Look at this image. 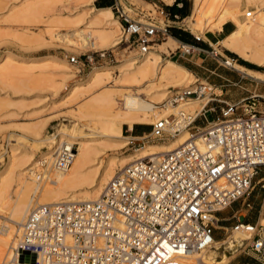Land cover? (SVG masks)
I'll return each instance as SVG.
<instances>
[{"label":"built area","instance_id":"1","mask_svg":"<svg viewBox=\"0 0 264 264\" xmlns=\"http://www.w3.org/2000/svg\"><path fill=\"white\" fill-rule=\"evenodd\" d=\"M111 9L123 28L133 21L119 3ZM168 28L144 33L171 35ZM181 48L182 55L193 52L190 46ZM112 60L110 49L91 46L68 57L76 74ZM216 90L196 80L176 92L169 104L177 112L158 119L137 138L168 141L187 130L189 139L177 149L130 163L93 200L31 209L20 225L13 257L28 255L34 264H212L206 255L216 242V215L256 185L264 206V95L253 91L228 103ZM192 100L205 101L194 114L180 107ZM210 113L215 114L212 120ZM74 150L73 145L56 146L50 166L66 170ZM232 230L251 235L239 247L245 255L264 259V227L242 218Z\"/></svg>","mask_w":264,"mask_h":264},{"label":"bare ground","instance_id":"2","mask_svg":"<svg viewBox=\"0 0 264 264\" xmlns=\"http://www.w3.org/2000/svg\"><path fill=\"white\" fill-rule=\"evenodd\" d=\"M73 1L79 0H0V10L6 9L9 15L18 14L30 18V20L31 18L43 19L42 15H46V20L41 22L48 23L51 17H55L59 21L60 17L58 18V16L60 15L55 14L57 9H65ZM80 1L91 7L90 5L95 0ZM121 1L125 4L127 0ZM121 1L119 3L128 10L126 4L124 5ZM162 1L167 4L172 2V0ZM133 2L147 5L140 0H133ZM193 3L199 5V9L196 10L194 16L187 19L188 23L196 25L198 23L197 14L200 12L203 15H208L210 19L217 15V26L221 27L226 23H232L234 29L219 42L220 47L247 62L264 67V0H193ZM221 4L222 9L218 13ZM242 4L252 6L253 13L241 11ZM89 11L84 29L79 28L81 20H76L74 23L75 32L79 33L74 35L77 41L73 45L80 48H86L89 45L91 49L97 50L117 45L119 38L116 37V34L121 28L122 39L125 29L119 21L115 20L111 9L89 8ZM64 18L71 19L73 17L68 15ZM136 23L148 29L158 27L143 20ZM135 30L136 26H131L126 32V37ZM169 37L171 36H168L167 39ZM171 43L176 42L169 38L165 43L156 44L159 50H153L151 46H143L140 58L123 60L116 67L93 68L83 82L71 86L65 100L82 93L79 92L82 90L88 92L106 87L82 104L80 108L75 109L77 114L76 119H73L71 129L62 126L51 136L39 138L31 152L18 158H9L8 163L0 171V217L12 222L14 226H10L8 223L0 224V264H19L20 259L13 257L11 250L18 237L19 226L27 213L34 207L93 200L101 193L108 181L130 163L143 158H157L177 149L189 139L188 131L184 130L168 144L143 145L128 155L113 156L104 163L101 162L103 152H117L128 144V139L114 130L115 123L125 124L129 128L134 124L151 125L158 119L166 117L167 113L169 115L174 111H168V109L178 110L177 107L169 104L170 97L168 96L171 94L169 88L181 87L187 79V72L172 61L164 60L162 62L159 58V54H165ZM4 59L6 65L12 67L11 56L6 55ZM226 64L245 76L260 75L234 63ZM28 67L30 66L28 65ZM63 72L66 76L72 73L69 68ZM115 72H118L117 79L113 78ZM7 74L10 75V72L5 73L4 76ZM152 78H155L159 85L145 90L144 96L149 100H144L137 88ZM50 86L56 94L61 89L55 83H51ZM202 102L193 100L182 107H186V112L194 114L204 105L205 101ZM158 104L163 105L165 110L158 108L156 106ZM84 118L92 120L93 132H91L92 129L85 132V128L90 127L89 123L84 124V128L80 126L79 123ZM105 130L109 132L108 135L102 132ZM60 144L77 146L70 165L64 171H58L50 166L52 152ZM44 162L46 166L41 168L40 163ZM39 173L43 174L45 178L36 180ZM257 225L264 227V217L259 219ZM237 233L224 241H216L214 247L229 246L234 243V239L239 238L237 235L242 237L243 242L251 238V235ZM231 238L233 239L231 240ZM235 252L237 251L231 254H222L218 261H214L217 253L208 251L206 259L212 264H227ZM26 264L34 263L26 262Z\"/></svg>","mask_w":264,"mask_h":264},{"label":"rangeland","instance_id":"3","mask_svg":"<svg viewBox=\"0 0 264 264\" xmlns=\"http://www.w3.org/2000/svg\"><path fill=\"white\" fill-rule=\"evenodd\" d=\"M120 1L121 0H118V2ZM181 1H183L184 4L181 12L182 15H178L177 18H172L169 15L170 12L163 7L167 5L161 0H145L147 5L134 3L133 0H127L125 4L129 11L121 4L123 10L127 11L128 16L131 17L133 21L130 22V24L124 25L125 31L122 39L121 28L117 32L116 37L119 38V41H117L119 43L117 45L100 49H110L113 57L112 62L101 64L96 68L116 67L120 65L123 60L140 58L142 54L141 48L143 46H151L153 50H159L156 44L160 45L165 43L168 41V36H173L161 35L160 32L157 33L155 30L144 33V31H149V29L136 23L140 20L155 24L159 28H163L166 25L172 28L175 27L174 29H178L185 35H191L193 39L194 36L203 39L212 32L219 31L223 26L220 27L216 25L218 22L217 15L210 19L208 15H203L202 12L197 14L198 17L196 20L198 23L194 26L191 25L188 23L187 19L196 14L199 5L194 4L193 0ZM174 2L175 0L172 5ZM98 4L99 1L95 0L90 5L91 7H89V4L81 3L80 0L73 1V3H70L65 9H57L55 14L60 15L58 16V18L60 17L59 21L57 18L51 17L48 23L41 22L46 20V15H42L43 19L31 18L30 20V18H25L18 14L9 15L6 9L0 10V171L8 163L10 157L18 158L27 152H31L34 146L37 145L39 138L51 136L62 126L71 129L73 121L76 119L75 116L77 112L75 109L80 108L82 104L105 89L106 86L88 92L82 90L79 91L82 93H78L71 99L65 100L71 86L83 82L92 71L76 74L74 66L68 62V57L79 55L87 51L90 47L88 45L86 48H80L73 45L77 41L74 35L79 33L75 32L74 23L76 20H81L79 28H81V30L84 29L86 27L87 14L90 12L89 8L99 9L97 7ZM221 6L222 4L217 11L218 13L222 9ZM178 7H181V4H179ZM240 10L253 13L254 8L242 4ZM111 11L115 20L118 21V14L115 13L113 9H111ZM161 11L163 14H161ZM68 15H71L73 18H64ZM53 18H55V20H53ZM50 20L53 21V24L49 23L51 22ZM54 21L56 22L54 23ZM133 25L136 26L135 31L138 33H132L126 37L128 28ZM231 25L233 26L232 23ZM170 27L168 28L169 31L174 30ZM92 50L98 51L94 48ZM212 50L214 53L201 55L190 52L189 54L182 55L180 51H184V49L181 47L179 48V45L176 43H171L165 54H159V58L162 62L164 60H170L176 65L183 67L187 72V79L183 85L181 87L169 88L171 94L168 97H171L185 87L193 85L196 80L197 83H205L213 85L218 90L221 89L222 96L220 99L229 103H237L240 99L247 97L249 93L253 91L264 95V67L257 66L260 68V71H255L260 75L252 74L251 76H245L226 64L234 63L239 65L235 60L227 56L225 53L227 50L222 49L219 43L215 47L211 46L208 51L212 52ZM221 54H224V57ZM6 55L11 56L13 61L12 67L6 65L4 59ZM28 65L30 67H28ZM66 68L72 71V73L67 74L68 76L63 74ZM7 72H10V75L7 74L8 76H4ZM117 77L118 72H115L113 78L117 79ZM51 83H55L61 87L57 94L51 88ZM158 85L159 83L157 80L152 78L147 83L140 85L137 90L141 93L142 98L146 100L148 98L144 96L145 90L158 87ZM218 90L215 92L219 93ZM202 103H204V101ZM156 106L161 110H165L161 104ZM182 108L184 110L186 109V107ZM172 110L174 111L170 114H175L177 112V109H168V111ZM207 118L208 120H212L215 118V114L210 113ZM86 123H89L90 127L88 129L85 128V132L91 129V132H93L94 124L90 118L82 119L79 124L83 126ZM134 125H140V128L136 131L138 134H141L139 135L140 137H142L143 132L148 134L150 131V125ZM114 126L115 130H120L124 137L131 138H129V143L132 141V145L128 143L127 147L117 152H103V155H101L102 163L113 156L121 157L128 155L133 152V149H139V146L142 147L147 144H166L171 141H159L151 138L139 140L137 139L138 137H135L137 135L136 132L128 130L126 125L114 124ZM102 132L105 135L109 133L108 131L106 132V130L105 132L107 134L104 131ZM73 147L76 148L77 146L73 145ZM259 176H263V174ZM11 191L13 192V189ZM261 195L262 192L259 186L256 185L248 195L238 199L229 207L219 212L216 215L218 222L215 224L214 229L215 234L217 233L218 236H214V240L217 242L224 241L230 236L236 235L237 232L234 233L232 228L238 219L241 220L243 218L247 223H256L257 220L259 222V219L264 217L262 215L259 217L262 212ZM7 223L10 226H14L12 222L0 217L1 225ZM237 237L239 238L234 239V243L229 246H215L213 249L209 250L217 253L215 255L216 257H214V261H218L222 254H231L237 251L232 255V258L227 264H253L256 262L254 258L242 252L243 248L239 247H241L242 244L244 247L247 242H243L242 237L238 235ZM233 238H231V240ZM234 245H236V247H234ZM19 259V264H26V262L33 263L32 257L28 255H22Z\"/></svg>","mask_w":264,"mask_h":264},{"label":"crops","instance_id":"4","mask_svg":"<svg viewBox=\"0 0 264 264\" xmlns=\"http://www.w3.org/2000/svg\"><path fill=\"white\" fill-rule=\"evenodd\" d=\"M140 1H142V2H144V3H146L145 2V0H140ZM162 1V0H161ZM173 1L174 0H172V2L170 3V4H167V3H165V2H163V3H165L167 6H171L172 5V3H173ZM99 3H103V5H106L107 3L109 4V7H107V8H110L111 9V7L114 5V4H118L119 2H118V0H100L99 1ZM120 4V3H119ZM147 4V3H146ZM121 5V4H120ZM168 27H170V26H168ZM170 28H172V27H170ZM175 27H173L172 29H174ZM234 28H233V26L231 25V23H226V24H224L222 27H221V29L219 30V31H217V32H212L211 34H209V35H207V36H205V38H203V39H201L200 37H198V38H200L202 41V44H200V43H198L197 41H195L194 39H193V37L192 36H190V35H185L184 33H182L181 31H178L177 33H176V35H177V37L178 38H175V37H169V38H172V39H174L175 40V42H176V44H179V48L180 47H182L183 45H187V46H190L191 48H192V50H193V52H195V53H197V54H201V55H203V54H209V53H212V52H209L208 50H209V48L212 46H216L218 43H219V41L220 40H222L226 35H228L232 30H233ZM196 30V29H195ZM170 32V34L172 35L173 34V30H170L169 31ZM193 34V33H192ZM168 38V39H169ZM214 46V47H215ZM213 51V50H212ZM228 51V50H227ZM218 54V53H217ZM220 55V54H219ZM223 57H224V54H221ZM228 59V58H227ZM249 64H252V63H250L249 62ZM252 65H254V64H252ZM238 66H241V65H238ZM255 66H257V65H255ZM241 67H243L244 69H246V70H248V71H251V72H254V73H257L255 70H251V69H248V68H246V67H244V66H241ZM236 71V70H235ZM238 72V71H237ZM225 102H227V101H225ZM229 103V102H228ZM116 124H122V123H115V125ZM125 125V124H124ZM127 126V125H126ZM128 127V126H127ZM114 130H115V126H114ZM128 130H132V132L134 131V126L133 127H131V128H129L128 127ZM116 132H118V133H120L121 134V132H120V130H115ZM137 135L135 136V137H139V134L138 133H136ZM122 135V134H121ZM123 136V135H122ZM124 137V136H123ZM125 138H127V137H125ZM130 138V137H129ZM129 138H127L128 139V143H129ZM131 139V138H130ZM169 143V142H168ZM168 143H166V144H168ZM128 145V144H127ZM127 145L125 146V147H127ZM151 145H165V144H151ZM124 147V148H125ZM123 148V149H124ZM261 214H260V216L259 217H261V215L262 216H264V209H263V207H262V209H261ZM259 217H258V219H259ZM257 222H258V220H257ZM256 222V223H257ZM214 236L215 237H217L218 236V234L216 233L215 234V232H214ZM252 258H254L255 260H256V262L255 263H253V264H264V259H262V260H259V259H257V257H255V256H251Z\"/></svg>","mask_w":264,"mask_h":264},{"label":"trees","instance_id":"5","mask_svg":"<svg viewBox=\"0 0 264 264\" xmlns=\"http://www.w3.org/2000/svg\"><path fill=\"white\" fill-rule=\"evenodd\" d=\"M98 1H100V0H98ZM179 4H181V7H178ZM183 5H184L183 4V1H181V0H175V2H174L173 5H171V6H163V7L170 12L169 15L172 18H175L174 16L182 15L181 12H182ZM97 7L98 8H107V7H109V4L107 3L106 5H103V3H99ZM178 31H179L178 29H174L173 30V34H172L173 37L178 38L177 35H176V33ZM198 43L202 44L201 41H198ZM225 53L227 54V56L229 58L235 60L239 65L244 66V67H246L248 69H251V70L260 71V68L259 67L255 66V65H252V64H249L246 61H243L242 59L238 58L234 53H231L229 51H226ZM138 128H140V125L139 126L138 125H134V131L135 132L137 131ZM143 133H145V132H143ZM139 135H141V134H139Z\"/></svg>","mask_w":264,"mask_h":264}]
</instances>
